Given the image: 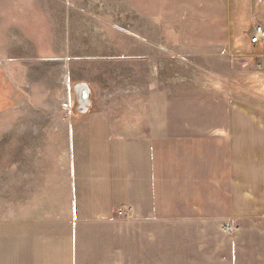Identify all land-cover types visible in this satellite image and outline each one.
Segmentation results:
<instances>
[{
	"label": "rangeland",
	"instance_id": "1",
	"mask_svg": "<svg viewBox=\"0 0 264 264\" xmlns=\"http://www.w3.org/2000/svg\"><path fill=\"white\" fill-rule=\"evenodd\" d=\"M260 25L264 0H0V263H18L22 253L25 263L38 256L51 264L57 255L62 263L66 244L69 263L73 256L75 264H111L107 236L123 244L119 264H264L257 263L258 236H241L243 226L225 217L222 187L213 219H189L187 205L164 213L160 196L145 219L127 195L109 220L95 222L83 218L79 203L76 217L70 171L77 159L115 163L108 148L145 125L146 85L152 110L160 113L156 105L168 97L171 115L220 116L232 96L264 95V44H250ZM80 84L90 89L87 107ZM135 85L141 95H131ZM83 129L109 139H73ZM202 229L209 234L199 235Z\"/></svg>",
	"mask_w": 264,
	"mask_h": 264
},
{
	"label": "crops",
	"instance_id": "2",
	"mask_svg": "<svg viewBox=\"0 0 264 264\" xmlns=\"http://www.w3.org/2000/svg\"><path fill=\"white\" fill-rule=\"evenodd\" d=\"M134 87L136 88L131 91V95H141L144 92L142 88L139 91L137 85ZM164 90L161 89L162 93ZM149 91L150 87L146 85L147 97L145 103H140L146 109L145 125L139 123L130 128L128 143L114 141L113 147H103L106 150L108 148V155H117L115 163L108 159V162L104 161L98 156L97 160L89 159L86 167L81 163L84 159L73 160L70 171L76 217L79 214V203L83 206V218L93 221L109 220L114 215V206L124 204L127 201L124 199L129 198L128 202L135 215L148 219L149 216L154 217L160 196L164 213H170L174 209L178 212L185 211L187 205L188 210L193 213L189 219L201 221L204 213L207 218L213 219L217 215L214 214L218 203V188L222 187L225 189L229 211V214L225 213V217L229 218V224L239 223L243 226L237 230L241 231V236H258L257 263H264V95L255 99L232 96L225 114L220 116L212 115L213 112L201 115L199 110H194L192 115H171L168 97L156 105L161 107L160 113L152 110L155 104L153 100H149ZM165 93L167 96L168 91ZM140 99V102L143 101L141 96ZM148 109H151L150 113ZM96 119L90 117L87 122H95ZM88 132L95 136H88L83 129L73 139H109L104 131L92 129ZM92 150L99 155L103 152L98 148ZM72 154L83 155L80 150L75 153L73 148ZM127 182L128 194L124 189ZM168 219L165 216L162 221ZM252 225L257 227H251ZM87 229L81 232L82 237ZM198 234L209 233L202 229ZM113 235L122 234L113 232ZM73 236L75 232L72 231L71 242L74 243ZM32 243L34 249H40L43 244L36 236ZM52 243L50 240L48 244ZM65 246L69 257L63 258L62 263H57V255L50 259L53 260L51 264H75L73 256L69 263L72 250L66 244ZM122 246L123 244L115 246L109 243L107 236L104 238L103 247L105 250L110 248L114 253L107 263L123 262ZM51 249L56 252L53 245ZM87 249L88 247L85 250ZM32 262L25 263V253H22L18 263L0 264H42L38 256Z\"/></svg>",
	"mask_w": 264,
	"mask_h": 264
},
{
	"label": "water",
	"instance_id": "3",
	"mask_svg": "<svg viewBox=\"0 0 264 264\" xmlns=\"http://www.w3.org/2000/svg\"><path fill=\"white\" fill-rule=\"evenodd\" d=\"M76 92L78 94V100L82 106H89V97H90V89L85 84H80L76 87Z\"/></svg>",
	"mask_w": 264,
	"mask_h": 264
},
{
	"label": "built area",
	"instance_id": "4",
	"mask_svg": "<svg viewBox=\"0 0 264 264\" xmlns=\"http://www.w3.org/2000/svg\"><path fill=\"white\" fill-rule=\"evenodd\" d=\"M251 45H261L264 44V27L257 26L254 31V36L250 39ZM229 229V230H228ZM227 231L233 232L231 227L226 228Z\"/></svg>",
	"mask_w": 264,
	"mask_h": 264
}]
</instances>
